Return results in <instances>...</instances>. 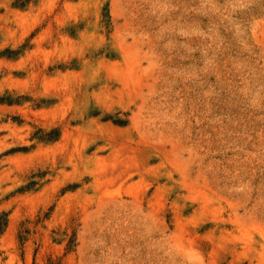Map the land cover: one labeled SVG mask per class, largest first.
I'll return each instance as SVG.
<instances>
[{"label": "rangeland", "instance_id": "374dc122", "mask_svg": "<svg viewBox=\"0 0 264 264\" xmlns=\"http://www.w3.org/2000/svg\"><path fill=\"white\" fill-rule=\"evenodd\" d=\"M0 264H264V0H0Z\"/></svg>", "mask_w": 264, "mask_h": 264}, {"label": "trees", "instance_id": "16d2710c", "mask_svg": "<svg viewBox=\"0 0 264 264\" xmlns=\"http://www.w3.org/2000/svg\"><path fill=\"white\" fill-rule=\"evenodd\" d=\"M3 226H5V223L0 227V233L3 231Z\"/></svg>", "mask_w": 264, "mask_h": 264}]
</instances>
